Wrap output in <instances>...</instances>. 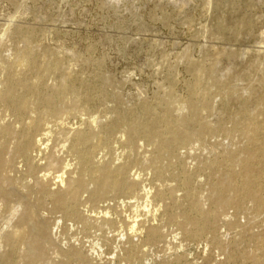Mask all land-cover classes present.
I'll use <instances>...</instances> for the list:
<instances>
[{"label": "rangeland", "instance_id": "rangeland-1", "mask_svg": "<svg viewBox=\"0 0 264 264\" xmlns=\"http://www.w3.org/2000/svg\"><path fill=\"white\" fill-rule=\"evenodd\" d=\"M29 49L44 65H53L45 75L47 87L57 88L72 78L73 90L63 103L70 111L61 117L69 128L82 120L112 122L118 116L125 119L123 125L131 112L144 120L143 106L168 100L170 94L174 98L173 114L181 120L186 112L177 107L189 95L194 80L191 65L211 70L202 76L215 95V105L205 112L215 132L208 140L192 138L188 146L192 155L187 159L191 168L203 167L195 199L206 209L215 199L213 189L230 186V171L238 172V158L247 155L249 138L242 127L244 115L264 121V0H0V88L6 78L5 68L14 65ZM89 88L98 99L86 96ZM228 91L234 95H228ZM3 111L0 107V123ZM195 127L191 125L190 129ZM62 141L55 149L63 160L60 169L40 174L47 175L53 184L67 164L76 163L72 154L61 151ZM117 149L108 156L116 157L124 151L120 145ZM134 170L151 177L149 170L140 165ZM11 176L19 178L18 189L37 207L52 232L53 243L45 247L47 258L38 256V264H264V212H256L251 202L247 201L241 210L233 206L222 209L216 234L193 240L184 233L185 228H191L184 218L189 202L185 201V192L177 188V181L169 174L164 182L147 181L145 185L153 193L157 188L165 189L168 183L176 187V220L172 224L164 215L163 202H154L152 210H160L155 213V225L162 228L164 239L146 245L135 238L133 254L127 237L123 238L128 228L121 223L131 213L123 212L122 218L114 215L118 218L115 228L84 229L82 223L65 220L49 202L43 205L35 180L17 173ZM64 187L51 188L57 191ZM87 197L83 194L81 200L85 214L103 216ZM217 197H222L221 192ZM16 201L14 198L6 203L0 199V225L7 222ZM223 220L231 225L226 226ZM215 237L219 242H211ZM72 247L83 252L87 263L64 257L63 251ZM19 263L23 264L21 259Z\"/></svg>", "mask_w": 264, "mask_h": 264}, {"label": "bare ground", "instance_id": "bare-ground-1", "mask_svg": "<svg viewBox=\"0 0 264 264\" xmlns=\"http://www.w3.org/2000/svg\"><path fill=\"white\" fill-rule=\"evenodd\" d=\"M52 66L44 65L29 49L19 56L14 65L5 68L6 78L0 88V107L4 110V119L0 123V199L6 203L12 202L14 198L17 201L10 209L7 222L0 225V251L7 248L0 254V264H20V259L23 264H38L37 257L46 259L45 247L53 243L47 220L20 192L19 178L11 176V173L35 180L34 187L42 194L41 203L44 205L49 202L55 211L63 213L65 220L82 223L84 229L115 228L118 225L115 216L122 218L123 212L131 213L132 216L124 213L128 218L121 221L128 228L123 238L127 237L131 252L137 247L135 238L146 245H154L164 239L162 228L155 225V213L160 210H152L154 202H163L164 215L172 224L176 220L174 210L178 199L173 194L176 187L168 183L165 189L157 188L153 193L152 188L148 189L145 185L147 181L150 184L155 180L164 182L168 174L177 181V188L185 192V201L189 202L184 218L191 228H183L186 236L193 240L216 234L222 209L233 206L241 210L248 201L254 204L256 212H264V121L250 114L244 115L242 125L249 138L245 148L247 155L238 158V172L230 171V186L213 189L212 198L215 199L208 209L195 199V187L200 183L198 177L203 167L191 168L192 165H188L187 159L192 155L188 146L192 138L208 140L215 132V128L207 123L208 115L205 114L215 105V95L211 88L205 86L202 76L207 71L210 74L211 70L191 65L194 80L188 84V97L177 107L180 112H186L181 120L173 114L174 98L170 94L168 100H159L152 106H143L145 102L142 105L145 116L142 121L131 112L128 123L123 125L125 119L122 121L121 116H118L112 122L98 118L82 120L69 128L61 117L70 111L63 103L69 91L73 90V80L68 77L57 88L47 87L45 75L53 70ZM86 92L89 99L97 98L98 94L92 88ZM231 94L234 95V92L228 91V95ZM261 100H264V95ZM125 117H128L127 114ZM191 125L196 127L191 130ZM59 135L61 138L57 137ZM59 140H63L61 151L72 154L76 163L73 166L65 164L60 171L62 174L56 175L58 181L53 184L47 180V175L40 174L60 169L63 160L55 152ZM139 141L144 144L140 145ZM53 142L55 144L51 145ZM117 145L122 146L124 151L116 157H109ZM11 153L13 157H7ZM217 160L219 158L209 165L210 169L215 167ZM139 165L149 170L150 178L134 170ZM53 185L65 187L54 191L51 188ZM23 187L28 188L25 185ZM216 190L221 192L222 197H217ZM229 190L230 194L227 195ZM32 193L35 192L32 190ZM83 194H88V202L101 209L103 216L85 214V209L81 208ZM169 199L171 203L167 202ZM140 208H144V211L141 212ZM92 213L95 215L94 210ZM223 223L231 225L227 220H223ZM212 241L219 242L216 237ZM63 255L69 261L74 259L87 263L83 252L76 247L63 251Z\"/></svg>", "mask_w": 264, "mask_h": 264}]
</instances>
